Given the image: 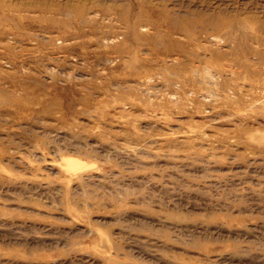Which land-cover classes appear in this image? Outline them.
<instances>
[{"label":"rangeland","instance_id":"rangeland-1","mask_svg":"<svg viewBox=\"0 0 264 264\" xmlns=\"http://www.w3.org/2000/svg\"><path fill=\"white\" fill-rule=\"evenodd\" d=\"M0 264H264V0H0Z\"/></svg>","mask_w":264,"mask_h":264}]
</instances>
